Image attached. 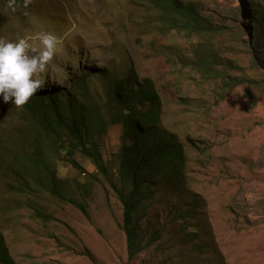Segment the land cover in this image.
Wrapping results in <instances>:
<instances>
[{
	"label": "rangeland",
	"instance_id": "obj_1",
	"mask_svg": "<svg viewBox=\"0 0 264 264\" xmlns=\"http://www.w3.org/2000/svg\"><path fill=\"white\" fill-rule=\"evenodd\" d=\"M195 7L211 31L171 29L158 16L166 9L147 0H33L15 12L0 0V38L24 37L36 52L38 33L57 38L34 96H61L85 79L106 105L113 84L101 76L122 80L132 68L136 85L157 86L159 130L184 147L188 163L184 190L161 184L141 208L140 253L130 259L122 201L106 178L92 182V160L74 153L80 173L46 153L64 196L87 213L52 196L46 181L20 182L7 169L14 154L18 170L28 167L23 145H32L34 128L24 107L0 97V229L16 264H264V30L254 23L264 0ZM122 135L109 125L95 140L118 188Z\"/></svg>",
	"mask_w": 264,
	"mask_h": 264
},
{
	"label": "trees",
	"instance_id": "obj_2",
	"mask_svg": "<svg viewBox=\"0 0 264 264\" xmlns=\"http://www.w3.org/2000/svg\"><path fill=\"white\" fill-rule=\"evenodd\" d=\"M147 1H152L160 9H166L158 16L169 23L171 29H178L187 35L211 31L201 27L195 0H189L188 3L182 0ZM258 21H261L260 25L264 30V11L262 16L254 19L255 24ZM133 77L132 68L122 80L101 76L113 84L107 93L109 102L106 105H101L91 95L85 79L78 80L71 91L61 96L42 92L29 99L23 107L34 128V134L32 145H23L26 153L22 159L24 163L27 161L28 167L24 171L17 169L16 154L12 157L14 166L8 163L6 165L20 182L26 183L31 176L39 186L46 181L44 187L52 196L87 213L82 203L64 196L63 190L66 187L60 184L46 153L50 149L54 154L63 156L62 160L70 162L80 173H84L83 168L76 160L70 159L74 153L80 152L92 160L98 172L96 175L89 174L92 182L99 181L101 177L106 178L122 201L123 231L128 238L130 259L140 253L138 223L141 208L161 184L170 183L172 187L184 190L185 167L188 164L184 147L159 130L163 102L157 86L151 79H145L136 85ZM61 98L63 102L60 101ZM109 125L123 128L119 153V176L123 181L121 188L112 182L100 146L95 141L97 136L106 132ZM28 148L31 150L28 151ZM38 216L44 218L42 214ZM0 264H16L1 229Z\"/></svg>",
	"mask_w": 264,
	"mask_h": 264
},
{
	"label": "clouds",
	"instance_id": "obj_3",
	"mask_svg": "<svg viewBox=\"0 0 264 264\" xmlns=\"http://www.w3.org/2000/svg\"><path fill=\"white\" fill-rule=\"evenodd\" d=\"M32 3L33 0H5L6 8L12 12L27 9ZM38 39L43 47L36 52L24 37L15 40L0 38V97L4 103L12 101L15 107L22 108L44 88L45 82L38 78V74L45 73L53 60L57 38L42 31L38 33Z\"/></svg>",
	"mask_w": 264,
	"mask_h": 264
}]
</instances>
